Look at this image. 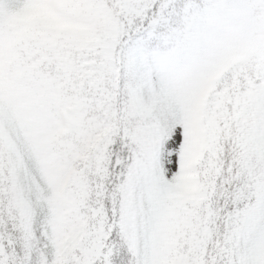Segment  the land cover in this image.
<instances>
[{"label":"snow or ice","instance_id":"snow-or-ice-1","mask_svg":"<svg viewBox=\"0 0 264 264\" xmlns=\"http://www.w3.org/2000/svg\"><path fill=\"white\" fill-rule=\"evenodd\" d=\"M0 264H264V0H0Z\"/></svg>","mask_w":264,"mask_h":264}]
</instances>
